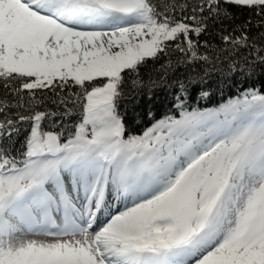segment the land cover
Wrapping results in <instances>:
<instances>
[{"label":"snow or ice","instance_id":"6c2138e0","mask_svg":"<svg viewBox=\"0 0 264 264\" xmlns=\"http://www.w3.org/2000/svg\"><path fill=\"white\" fill-rule=\"evenodd\" d=\"M217 64L264 76V0H0V264H264V81L202 105Z\"/></svg>","mask_w":264,"mask_h":264},{"label":"trees","instance_id":"16d2710c","mask_svg":"<svg viewBox=\"0 0 264 264\" xmlns=\"http://www.w3.org/2000/svg\"><path fill=\"white\" fill-rule=\"evenodd\" d=\"M208 72L209 75L206 79L208 81V90L212 92V97L210 100L200 101L202 105L208 107L223 102V98L236 94L240 88L250 87L252 84H255V87L259 89L262 86V81H264V76L261 75L262 70L259 68L253 77L246 82L238 74L235 76L228 74L227 69L220 64H217L215 68H209ZM166 93L170 99L171 92L164 85H160L154 90L153 99L149 100L150 94L145 90L139 95L133 94L135 98L133 96L127 97L124 102V107L127 109L130 118L135 119L141 125H146L147 117L145 113L149 109L157 113V116L166 110L168 106L164 99Z\"/></svg>","mask_w":264,"mask_h":264}]
</instances>
